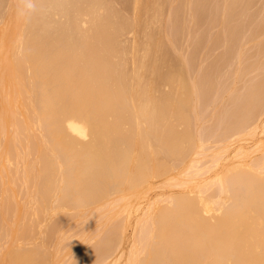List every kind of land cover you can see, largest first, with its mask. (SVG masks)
Returning <instances> with one entry per match:
<instances>
[{
	"label": "bare ground",
	"instance_id": "1",
	"mask_svg": "<svg viewBox=\"0 0 264 264\" xmlns=\"http://www.w3.org/2000/svg\"><path fill=\"white\" fill-rule=\"evenodd\" d=\"M117 1L0 0V212L27 216L0 264H264V83L208 139L212 80L158 57L163 0Z\"/></svg>",
	"mask_w": 264,
	"mask_h": 264
},
{
	"label": "rangeland",
	"instance_id": "2",
	"mask_svg": "<svg viewBox=\"0 0 264 264\" xmlns=\"http://www.w3.org/2000/svg\"><path fill=\"white\" fill-rule=\"evenodd\" d=\"M110 1L118 6L119 2L117 0ZM196 1L163 0L162 10L164 13L160 11L161 14L158 13L159 18L156 17V19H160V21L157 20L159 26L156 24V31L161 32V35L157 34L162 40L159 41L160 51L167 56L166 51L168 50L170 56L165 57L162 52L158 51V57L163 58L162 60L167 58L165 61L169 62L168 68L166 63V67L163 68H167L170 72L173 67L176 71L181 65L183 69L187 68L190 78L196 79L199 83L204 78L205 81L212 80V86L210 87L206 86L207 83L205 85L201 84L204 86L199 97L197 118L195 120V117H193L191 121H194V124H192L193 129L215 141L221 138L224 127L241 115V111L238 109L243 110L245 105L248 104V92H257L256 98L261 96L260 90L264 83V79L261 80L264 77V0L251 1L250 6L247 5V11L240 4V0H201L202 3L199 0L200 4H204L203 9H199L200 12L198 8L194 9L199 4ZM4 3H1L0 6L4 7ZM200 4L199 6L202 8ZM232 5H235L236 9L232 12L233 15L227 13L223 17L222 10L225 8L227 10ZM240 8L244 10L243 13ZM195 11H198V13ZM127 12L129 11L127 10ZM127 14L130 15V13ZM228 18H230V21H228ZM257 45H263V47L257 50ZM165 47L166 50H164ZM160 53H162L161 57L159 56ZM221 55H224V64L223 59L219 60L217 58ZM179 58L183 59L184 65L182 59ZM216 58L221 62L215 61L220 64L218 65L220 67H216V65L213 67ZM181 67L180 69H182ZM173 71L170 74L176 73ZM196 73L198 76L195 75ZM191 116H193V113ZM261 161L264 162V152L261 153L260 149L255 151L252 156V164L255 166ZM5 185H7L4 186L7 190L6 193L8 192L5 200L11 206L10 210L14 208L16 203L25 202L27 204V198L22 200V193H24L22 189L25 186L22 184V180L14 177ZM10 187H13L12 190L14 189L15 193H19L17 200L11 196ZM28 200L30 202V199ZM32 205L34 204L26 206L30 207ZM2 209H4L3 205ZM69 212L65 209L60 217L54 216V219L49 217L50 219L47 220L49 223L54 220L52 221L54 227L57 224L60 227L63 225L59 231L68 230L70 224L76 221L75 217L68 215ZM35 221L36 219L34 220L33 217L30 219V223ZM25 222H27V216L7 212L6 216L2 217V212H0V249L3 247L1 245L11 242V234L16 232V235H19ZM77 224V227H82V224ZM77 227L75 229L78 230ZM75 229L70 232L74 233ZM49 241L51 240H47V243Z\"/></svg>",
	"mask_w": 264,
	"mask_h": 264
},
{
	"label": "clouds",
	"instance_id": "3",
	"mask_svg": "<svg viewBox=\"0 0 264 264\" xmlns=\"http://www.w3.org/2000/svg\"><path fill=\"white\" fill-rule=\"evenodd\" d=\"M28 7L31 9V8H34V5L32 3H29Z\"/></svg>",
	"mask_w": 264,
	"mask_h": 264
}]
</instances>
